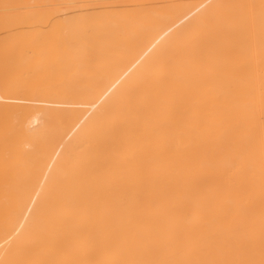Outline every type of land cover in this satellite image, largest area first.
I'll use <instances>...</instances> for the list:
<instances>
[{"label":"bare ground","instance_id":"obj_1","mask_svg":"<svg viewBox=\"0 0 264 264\" xmlns=\"http://www.w3.org/2000/svg\"><path fill=\"white\" fill-rule=\"evenodd\" d=\"M0 264H264V0H0Z\"/></svg>","mask_w":264,"mask_h":264}]
</instances>
